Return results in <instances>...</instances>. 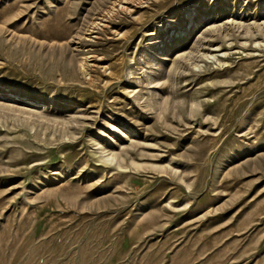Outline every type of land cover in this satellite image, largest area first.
<instances>
[{
  "label": "rangeland",
  "instance_id": "1",
  "mask_svg": "<svg viewBox=\"0 0 264 264\" xmlns=\"http://www.w3.org/2000/svg\"><path fill=\"white\" fill-rule=\"evenodd\" d=\"M0 264H264V0H0Z\"/></svg>",
  "mask_w": 264,
  "mask_h": 264
}]
</instances>
